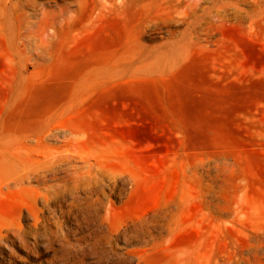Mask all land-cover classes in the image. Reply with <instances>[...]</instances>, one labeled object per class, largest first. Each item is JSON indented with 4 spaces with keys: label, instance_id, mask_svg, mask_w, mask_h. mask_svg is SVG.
Returning a JSON list of instances; mask_svg holds the SVG:
<instances>
[{
    "label": "rangeland",
    "instance_id": "rangeland-1",
    "mask_svg": "<svg viewBox=\"0 0 264 264\" xmlns=\"http://www.w3.org/2000/svg\"><path fill=\"white\" fill-rule=\"evenodd\" d=\"M0 264H264V0H0Z\"/></svg>",
    "mask_w": 264,
    "mask_h": 264
},
{
    "label": "bare ground",
    "instance_id": "bare-ground-1",
    "mask_svg": "<svg viewBox=\"0 0 264 264\" xmlns=\"http://www.w3.org/2000/svg\"><path fill=\"white\" fill-rule=\"evenodd\" d=\"M51 158V157H50Z\"/></svg>",
    "mask_w": 264,
    "mask_h": 264
}]
</instances>
